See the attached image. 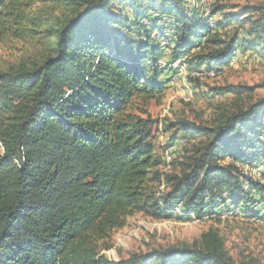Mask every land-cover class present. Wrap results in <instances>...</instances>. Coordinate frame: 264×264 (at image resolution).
<instances>
[{
	"label": "trees",
	"instance_id": "obj_1",
	"mask_svg": "<svg viewBox=\"0 0 264 264\" xmlns=\"http://www.w3.org/2000/svg\"><path fill=\"white\" fill-rule=\"evenodd\" d=\"M225 10L210 27L187 0H0V264H246L212 227L192 245L101 253L135 213L264 221V173L244 170L264 163V97L218 107L211 125L170 123L189 145L171 170L150 141L154 121L128 111L159 99L186 54L191 70L237 51L264 57V2Z\"/></svg>",
	"mask_w": 264,
	"mask_h": 264
},
{
	"label": "rangeland",
	"instance_id": "obj_2",
	"mask_svg": "<svg viewBox=\"0 0 264 264\" xmlns=\"http://www.w3.org/2000/svg\"><path fill=\"white\" fill-rule=\"evenodd\" d=\"M187 1L199 8V17L203 21L205 19L202 15L210 10L212 13V10L219 5L226 6L224 12L238 13L245 7L264 2V0ZM212 16L213 25L210 27L222 18V13L215 12ZM205 22L208 24L207 21ZM205 39L206 36H203L201 43ZM6 50L5 47H0V64L8 59ZM194 51H197V45ZM187 58L186 54L171 64L178 71L170 74V81L159 99L143 101L136 98L128 109L132 114L154 121L150 141L154 144L156 155L164 159L163 170H171L173 168L171 161L181 156L184 148L189 146L186 144L182 148L185 140L179 137V133L172 141L174 129L169 128L170 123L184 118L190 122L211 125L218 107L233 108L235 103L242 105L264 97V87L260 86L264 81V57L261 54L253 51L244 53L237 51L228 65L220 68L203 66L192 70L185 63ZM158 63L160 66L166 64L164 59H160ZM196 75L202 79L200 85L188 81L190 76ZM229 86H243L247 90L239 95L231 92L216 94L213 90V88ZM238 97L242 99L236 101ZM170 141L172 142L169 143ZM169 144H173L174 148L171 149ZM244 170L260 179L261 174L264 173V163L258 167L248 165ZM178 210L176 213L181 214L180 207ZM260 211H264V208ZM210 227L218 230L223 236L225 249L235 262L264 264V221L240 214L222 215L216 218L207 212L200 218L190 214V219L182 220L176 216L154 219L142 213H135L127 217L124 227L113 232L107 242L110 248L101 250V253L118 259L125 258L132 252H144L151 248L192 245L198 242L200 235Z\"/></svg>",
	"mask_w": 264,
	"mask_h": 264
},
{
	"label": "bare ground",
	"instance_id": "obj_3",
	"mask_svg": "<svg viewBox=\"0 0 264 264\" xmlns=\"http://www.w3.org/2000/svg\"><path fill=\"white\" fill-rule=\"evenodd\" d=\"M203 3V2H202ZM206 11V10H205ZM208 11V10H207ZM211 11V10H210ZM208 11L205 13V15H202V17H204L205 21L208 22L209 26H212L213 25V16L211 14V12ZM204 12V11H203ZM202 19V18H201ZM200 49V46H197V50ZM184 57V56H183ZM181 63V62H180ZM183 65V63H182ZM176 66V65H175ZM197 76V75H196ZM199 77V76H198ZM170 148L173 149L174 148V145H170ZM244 168H248L246 165L244 166ZM176 210H178V207L176 208ZM179 211V210H178Z\"/></svg>",
	"mask_w": 264,
	"mask_h": 264
},
{
	"label": "built area",
	"instance_id": "obj_4",
	"mask_svg": "<svg viewBox=\"0 0 264 264\" xmlns=\"http://www.w3.org/2000/svg\"><path fill=\"white\" fill-rule=\"evenodd\" d=\"M207 10V9H206Z\"/></svg>",
	"mask_w": 264,
	"mask_h": 264
}]
</instances>
